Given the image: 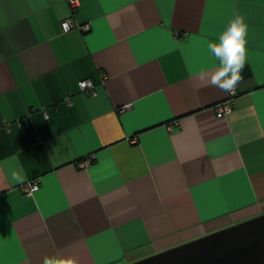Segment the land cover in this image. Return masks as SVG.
Here are the masks:
<instances>
[{
    "label": "crops",
    "instance_id": "crops-1",
    "mask_svg": "<svg viewBox=\"0 0 264 264\" xmlns=\"http://www.w3.org/2000/svg\"><path fill=\"white\" fill-rule=\"evenodd\" d=\"M263 213L264 0H0V264H129Z\"/></svg>",
    "mask_w": 264,
    "mask_h": 264
},
{
    "label": "water",
    "instance_id": "water-1",
    "mask_svg": "<svg viewBox=\"0 0 264 264\" xmlns=\"http://www.w3.org/2000/svg\"><path fill=\"white\" fill-rule=\"evenodd\" d=\"M129 264H264V213Z\"/></svg>",
    "mask_w": 264,
    "mask_h": 264
},
{
    "label": "clouds",
    "instance_id": "clouds-1",
    "mask_svg": "<svg viewBox=\"0 0 264 264\" xmlns=\"http://www.w3.org/2000/svg\"><path fill=\"white\" fill-rule=\"evenodd\" d=\"M246 36L247 25L237 16L227 31L220 36L219 41L209 45L224 65V70L213 76L212 83L225 91H231L241 79L240 72L245 64ZM46 264L53 262L46 261Z\"/></svg>",
    "mask_w": 264,
    "mask_h": 264
},
{
    "label": "built area",
    "instance_id": "built-area-1",
    "mask_svg": "<svg viewBox=\"0 0 264 264\" xmlns=\"http://www.w3.org/2000/svg\"><path fill=\"white\" fill-rule=\"evenodd\" d=\"M72 12H75L79 6V0H67ZM61 27L62 30L64 32H68L72 27H74V22L71 19H64L61 21ZM81 28L83 30H89L90 29V25L88 24H84L81 25ZM80 87L82 89H86L88 87H92L91 83L88 81H81L80 82ZM236 94V89L233 88L231 91H229V98L226 101H223L219 104L216 105L215 107V111L219 116L224 117L227 113L230 112V110L232 109V105L234 104V95ZM71 100L68 99V103H70ZM127 107H124L123 109H121V111L125 110ZM83 166L88 164V161H84L83 163H81ZM39 188V183L38 182H29L27 184V186L25 187V190L28 194H32L34 193L37 189Z\"/></svg>",
    "mask_w": 264,
    "mask_h": 264
}]
</instances>
